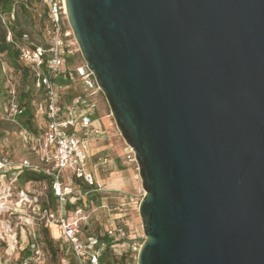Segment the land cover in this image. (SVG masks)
Masks as SVG:
<instances>
[{
    "label": "water",
    "instance_id": "water-1",
    "mask_svg": "<svg viewBox=\"0 0 264 264\" xmlns=\"http://www.w3.org/2000/svg\"><path fill=\"white\" fill-rule=\"evenodd\" d=\"M134 151L137 264H264V0H64Z\"/></svg>",
    "mask_w": 264,
    "mask_h": 264
},
{
    "label": "rangeland",
    "instance_id": "rangeland-1",
    "mask_svg": "<svg viewBox=\"0 0 264 264\" xmlns=\"http://www.w3.org/2000/svg\"><path fill=\"white\" fill-rule=\"evenodd\" d=\"M30 12V16L21 15L23 30L29 36V42L44 47L49 46L51 43V23L49 17L43 12L42 4L35 2ZM63 28L64 38L68 49L71 51L68 55V67L73 74L72 84L61 90L66 95L64 102H67L71 95L85 96L84 99L94 108V111H89V113L97 120L96 125L104 130L105 138L108 141L106 146L99 147L101 149L99 150L100 158L104 160L105 158L118 157L122 154V150L124 152L129 149L128 145L118 130L105 95L98 88L94 76L85 79L90 71L82 57L66 16ZM12 37L14 39V33H12ZM26 93L29 94L26 99H23ZM13 98H16L23 106L27 102L30 104L29 108L34 115L33 131L24 129L22 127L24 119L11 113L9 104ZM44 112L45 96L43 91L34 84L33 73L25 76L24 73L12 67L5 54L0 53V156L7 157L15 163L27 159L38 164L39 161L32 150L30 139L35 131L39 132L46 127ZM94 162L93 168H95L97 179L102 185L100 190L91 194L94 201L88 203V196L74 189L72 196L64 206V212L67 216H71L69 213L73 216L77 208L83 207L88 217L82 226L84 236L97 233L104 234L106 231L113 230L114 227H122L125 235L117 236L122 242L115 247V253L119 257L122 254H128L126 264H137L138 254L134 252L132 247L142 245L146 239L139 215V206L145 191L142 188L138 164L130 162L127 157L122 158V166L120 165V167L128 169L127 183L124 188L115 190L109 186V180L111 174L116 172L117 166L99 159L94 160ZM14 178V175L11 174H7L5 178H0V264H24V253L32 250L31 245L35 244L41 249V246L36 244V231L38 227L43 226L32 222L30 219L33 213V204L23 205L18 202L20 191H27L28 189L33 195L38 196V203L42 206L50 201V204L47 203L46 205L54 210H60L57 200L52 202L50 199L47 182L32 183L18 188L19 185ZM53 228H57V231L55 232ZM49 229L50 237L55 249H58V253L53 255L46 251L44 254L42 251L39 264H75L72 250L65 243L60 228L52 226ZM27 257H30V254Z\"/></svg>",
    "mask_w": 264,
    "mask_h": 264
},
{
    "label": "built area",
    "instance_id": "built-area-1",
    "mask_svg": "<svg viewBox=\"0 0 264 264\" xmlns=\"http://www.w3.org/2000/svg\"><path fill=\"white\" fill-rule=\"evenodd\" d=\"M49 7L51 23V43L49 47L24 46L16 44L20 51L21 63L31 69L36 79V86L45 92V118L47 125L39 135L30 139L32 150L39 161L38 164L24 159L19 163L9 158L0 156V178L7 174L16 175L25 169L43 172L52 179L53 194L60 206L54 210L48 205L39 204L38 196L29 190L18 193L19 203L33 204L32 222L45 228L58 226L63 239L68 243L75 258V264H100L102 247L94 237L84 236L83 223L88 217L83 207L77 208L73 216H67L64 206L73 194V189L66 184L65 176L73 172L85 183L96 186L100 190L95 173L88 165V149L93 141L103 136L102 130L94 125V120L89 111H94L85 96L76 95L64 102L66 96L63 86L57 82L59 77H67V59L71 51L68 49L64 38V18L66 16L64 0H43ZM67 17V16H66ZM0 21L7 26L6 16L0 9ZM8 41L13 42L12 33L8 32ZM92 76L91 72L85 79ZM88 83V81H86ZM13 115L23 113L16 98L9 104ZM126 157L129 161L136 162L134 151L128 146ZM106 163V160H102ZM31 194V195H30ZM30 205V206H31ZM111 236L125 235L122 227H114L109 231ZM142 245L133 248L139 253ZM32 254L25 264H39L41 250L35 244L31 245Z\"/></svg>",
    "mask_w": 264,
    "mask_h": 264
},
{
    "label": "trees",
    "instance_id": "trees-1",
    "mask_svg": "<svg viewBox=\"0 0 264 264\" xmlns=\"http://www.w3.org/2000/svg\"><path fill=\"white\" fill-rule=\"evenodd\" d=\"M35 2H39V4H42L43 6V12L46 16L49 17V7L43 3V0H0V9L6 16V25H4L0 21V53L5 54V56L10 61L12 67L18 71H21L24 73L25 76H28L30 73H33L31 69L24 66L20 61V51L17 48L16 44L24 45V46H31V47H37L41 46L35 43L29 42L30 38L29 36L24 33L22 22H21V15H31L30 9L33 8ZM9 30L11 33H14V39L13 42H9L7 40L8 32ZM49 47V46H47ZM67 62L69 63L68 59ZM67 77H59L57 79V82L63 86V88L67 87L68 85L72 84L73 81V74L71 73L69 67L67 66ZM34 75V74H33ZM34 84L36 85V79L34 76ZM43 91L42 89H39ZM29 93L24 94L23 99H26ZM43 95L45 96V92L43 91ZM79 95V94H76ZM76 95H71L70 98ZM69 98V99H70ZM19 102V101H18ZM20 104V103H19ZM20 106L23 108V113L20 115H17L18 117H22L24 119L22 127L28 131H33V118L34 115L31 113V110L29 108L30 104L27 102L26 105L20 104ZM46 119V118H45ZM44 128H42L39 132L35 131L33 135H39L42 133ZM17 183L19 185L18 188H22L23 186H27L32 183H42L47 182L49 184V196L52 202L55 201V196L53 194L52 190V179L48 175L44 174L43 172L34 171L32 169H25L18 173L16 175ZM66 184L69 185L73 190L76 189L81 194H86L88 196L87 202L91 203L94 201V197L91 196L92 193L97 191L96 186H91L84 182L83 179L78 178L77 175L73 172L66 173L65 176ZM74 192V191H73ZM76 194V193H74ZM50 204V201H47L44 203V206L46 204ZM39 228H41L39 230ZM110 231V230H109ZM109 231H106L104 234H90L87 235L88 237H94L99 241L100 246L102 247V251L100 254V264H126V260L128 257V254H122L120 257L117 253H115V247L121 244V240L117 238V236H111ZM37 235V245L41 246V255L42 251H44V254L46 251L51 252L53 255H56L58 252V249H55L53 245V240L50 237V229L49 228H43L38 227L36 231ZM40 248V247H39ZM25 252V251H24ZM32 254V250L26 251L24 253L25 259L24 264L26 261H28L27 257L28 255ZM50 254V253H49ZM42 258V257H41ZM40 258V260H41ZM40 262V261H39Z\"/></svg>",
    "mask_w": 264,
    "mask_h": 264
},
{
    "label": "crops",
    "instance_id": "crops-1",
    "mask_svg": "<svg viewBox=\"0 0 264 264\" xmlns=\"http://www.w3.org/2000/svg\"><path fill=\"white\" fill-rule=\"evenodd\" d=\"M68 64L69 63L67 62V66H68ZM92 118L94 120V125L96 127H99V126L96 125V121L97 120L94 117H92ZM100 129L102 130V133H103L102 138H100V139H98L96 141H93L90 144V147L88 149V157H89L88 165L93 170V172L95 173L96 179H97L96 170H95V168H93L95 166L94 160L99 159L100 161H102V158H100V156H99V154H100L99 150H101L99 147L100 146H103V147L106 146V143L108 142L107 139L105 138L104 130L102 128H100ZM96 149H97V151H96ZM127 150L124 151V152L122 150V154H120L118 157H115V158H112V159H107V158L104 159V160H106V163H109V164L112 163V164H115L117 166L116 172L111 174L112 176H111V178L109 180V186H111L115 190H120L121 188H124L125 184L127 183L126 179H127V176H128V172H127L128 169L126 167H124V168L120 167V165L122 166V158L126 157ZM130 162H132V161H130ZM97 181H98V179H97ZM98 183H99V181H98ZM100 186H102V185H100ZM69 215L72 216L71 213H69ZM56 227H58V226H56ZM53 229H55V232L57 231V228H53ZM65 243L68 245V243L66 241H65Z\"/></svg>",
    "mask_w": 264,
    "mask_h": 264
},
{
    "label": "bare ground",
    "instance_id": "bare-ground-1",
    "mask_svg": "<svg viewBox=\"0 0 264 264\" xmlns=\"http://www.w3.org/2000/svg\"><path fill=\"white\" fill-rule=\"evenodd\" d=\"M64 7H65V3H64ZM65 12H66V8H65Z\"/></svg>",
    "mask_w": 264,
    "mask_h": 264
},
{
    "label": "flooded vegetation",
    "instance_id": "flooded-vegetation-1",
    "mask_svg": "<svg viewBox=\"0 0 264 264\" xmlns=\"http://www.w3.org/2000/svg\"><path fill=\"white\" fill-rule=\"evenodd\" d=\"M88 84V83H87Z\"/></svg>",
    "mask_w": 264,
    "mask_h": 264
}]
</instances>
